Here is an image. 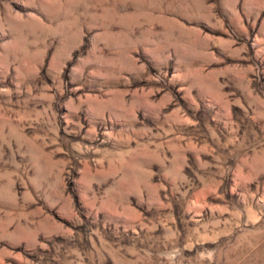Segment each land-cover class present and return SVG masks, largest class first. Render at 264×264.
<instances>
[{"label":"rangeland","instance_id":"1","mask_svg":"<svg viewBox=\"0 0 264 264\" xmlns=\"http://www.w3.org/2000/svg\"><path fill=\"white\" fill-rule=\"evenodd\" d=\"M0 264H264V0H0Z\"/></svg>","mask_w":264,"mask_h":264}]
</instances>
